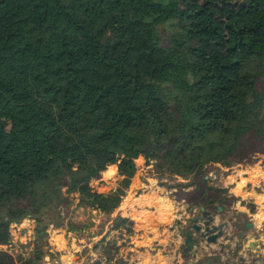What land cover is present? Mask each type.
Returning a JSON list of instances; mask_svg holds the SVG:
<instances>
[{"label": "trees", "instance_id": "16d2710c", "mask_svg": "<svg viewBox=\"0 0 264 264\" xmlns=\"http://www.w3.org/2000/svg\"><path fill=\"white\" fill-rule=\"evenodd\" d=\"M262 76L264 0H0V264L41 183L111 213L143 155L203 186L189 204L228 198L200 179L264 137ZM112 164L120 190L95 191Z\"/></svg>", "mask_w": 264, "mask_h": 264}, {"label": "crops", "instance_id": "0c3cea01", "mask_svg": "<svg viewBox=\"0 0 264 264\" xmlns=\"http://www.w3.org/2000/svg\"><path fill=\"white\" fill-rule=\"evenodd\" d=\"M262 157L264 158V154ZM262 160L257 157L251 164L219 166L223 174L219 181L223 188H227L226 195L235 198V202L229 206L221 205L222 210L215 211V223L232 217L224 227V234L215 242L206 241L198 231H194L193 247L185 252V237L181 236V227H185L184 218L189 221V216L193 215L194 212H191L193 208L185 198L177 196L169 198L155 188L145 189L140 193L131 192L122 197L114 212H102L110 215L111 219L116 215L128 218L131 221V232L110 229L107 226L110 224L108 222L104 224L102 232L96 233L90 241L77 238L79 242L76 243V236H66L70 231L65 227L49 229L45 264H65L69 256L75 257V262L77 260L84 262L80 259V254L71 251L69 253L70 249L78 245L87 248L85 263L121 264L113 259L107 260L102 253L99 257V254L90 248L91 243H97L99 251L102 252L104 234L106 238H116L113 241L117 247L115 252L124 258L125 264H185L192 257L196 262H201L208 259L232 260L238 255H242L247 262L264 264V162ZM229 169L230 173H226ZM248 205H251V210ZM239 218L245 220V225L250 222L245 230L237 229L236 222ZM95 225L97 224L93 223L92 226ZM240 230L246 232V237L236 245ZM121 239L123 242H120ZM249 239L255 240L250 253L247 251Z\"/></svg>", "mask_w": 264, "mask_h": 264}, {"label": "rangeland", "instance_id": "374dc122", "mask_svg": "<svg viewBox=\"0 0 264 264\" xmlns=\"http://www.w3.org/2000/svg\"><path fill=\"white\" fill-rule=\"evenodd\" d=\"M171 34L170 27H163L162 29V40L161 44L163 46L167 45V37ZM261 83L264 84V76H262ZM243 146L239 151V156L237 158H232L229 160L227 165L221 163H212L206 166L205 168V175L200 179L203 184L207 187H211L213 189L218 190H225L227 188H223L222 183L219 181L221 176V168L219 166H236V164H251L252 160L255 158H261L264 162V158L262 157L264 154V137H253L250 136L243 142ZM261 147L262 150L260 152H250L253 148L259 149ZM238 153V152H237ZM259 153L261 155L259 156ZM156 159L154 158H146L143 155H140L138 158L135 159V164L137 167L135 175L131 178L130 184L127 188L123 189L124 194L121 197H124L128 193L133 192H141L145 189H156L159 192H163L167 197L173 198H188L189 193L193 190L200 191L202 190L203 186L196 187L194 185H190L189 187L187 184L191 182V178H183L176 174H170L167 172H161L156 170L155 166ZM117 164H112L107 167V169L100 173L99 177L93 179L91 181V187L99 192L106 194L110 191H119V181L120 176L116 170ZM230 173V169L226 172ZM149 184L151 186H149ZM38 187V197L41 200V212L36 213V215H32L30 213L23 215L19 218L18 221H13L10 223V240L7 244L1 245L3 248L7 249L14 257L15 262L14 264H45L44 256L48 252V230L59 228L61 226L65 227L67 230L70 231L67 234V237L76 236L75 242H79L77 238L80 240L90 241L92 237L95 236L96 233L102 232V228L105 226L104 224L110 222L108 227H111V216L105 215L102 212L93 209L87 205H80L78 204V194L74 192H67V186L65 185H58V184H50V183H41ZM148 185L149 187H147ZM170 192V193H168ZM223 193V192H222ZM225 197L228 195L223 194ZM185 198V199H186ZM181 200V199H178ZM181 202V201H180ZM235 202L232 198H225L219 199L215 202H209L205 205L210 207L212 211H217L215 204H220L224 206H229ZM199 205H192L195 211H198ZM250 210L252 209L251 205H248ZM177 209L179 207L177 206ZM115 210V209H114ZM113 210V212H114ZM103 215L100 217V215ZM224 216V215H223ZM115 217V216H114ZM185 220V227H181L182 238L185 237V231L191 228L192 220L184 218ZM245 220L239 218L236 222L237 229H244L246 228ZM61 225H56V224ZM93 223L97 224L93 227ZM93 228V229H92ZM122 228V229H120ZM110 229H119L122 232L125 227H116ZM87 231H90L89 233ZM198 236V235H197ZM196 236V238H198ZM105 238V242L102 244V252L99 251L97 243H91L90 248L93 251H96L100 257V254L103 252V247L109 243L113 244V260L125 264L122 256L117 254L115 250L117 247L115 243L112 242L116 238L110 237L106 238V234L103 235ZM120 238V237H118ZM104 240V239H103ZM120 242H123L121 239ZM184 245L185 242H184ZM78 253L80 254V259L84 260L75 262V257H68L65 264H88L85 263L86 256H87V248L81 247L78 245L76 248H72L69 250V253ZM66 259V258H65ZM30 260H35V262L31 263ZM92 264V262L90 263Z\"/></svg>", "mask_w": 264, "mask_h": 264}, {"label": "water", "instance_id": "95a60500", "mask_svg": "<svg viewBox=\"0 0 264 264\" xmlns=\"http://www.w3.org/2000/svg\"><path fill=\"white\" fill-rule=\"evenodd\" d=\"M216 207L219 211L222 210V206L220 204H216ZM191 212L193 213V209H191ZM189 219L192 220L191 228L187 229L185 232V252L190 251L193 247V232L198 231L199 235L202 238H205L208 242H215L219 236H222L224 234V227H226L229 223V220L232 219V217H228L227 219H224L222 221H219L218 223H215V212L212 211L208 206L205 204H200L198 206V211H194L193 215L189 216ZM247 226L250 225V222L246 223ZM246 237V232L244 230L239 231V241H237L236 245H239V242ZM255 244L254 239H249L248 241V248L247 251L250 253L251 247ZM185 264H253L250 262L245 261L244 257L242 255H238L236 258L229 260H205L201 262H196L194 258H190L186 261Z\"/></svg>", "mask_w": 264, "mask_h": 264}, {"label": "flooded vegetation", "instance_id": "af4514ba", "mask_svg": "<svg viewBox=\"0 0 264 264\" xmlns=\"http://www.w3.org/2000/svg\"><path fill=\"white\" fill-rule=\"evenodd\" d=\"M215 207H216V205H215ZM217 208V207H216Z\"/></svg>", "mask_w": 264, "mask_h": 264}]
</instances>
